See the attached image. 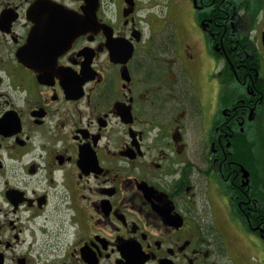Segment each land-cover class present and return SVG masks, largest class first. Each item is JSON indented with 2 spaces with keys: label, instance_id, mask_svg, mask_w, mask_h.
Returning <instances> with one entry per match:
<instances>
[{
  "label": "flooded vegetation",
  "instance_id": "1",
  "mask_svg": "<svg viewBox=\"0 0 264 264\" xmlns=\"http://www.w3.org/2000/svg\"><path fill=\"white\" fill-rule=\"evenodd\" d=\"M0 264H264V0H0Z\"/></svg>",
  "mask_w": 264,
  "mask_h": 264
}]
</instances>
